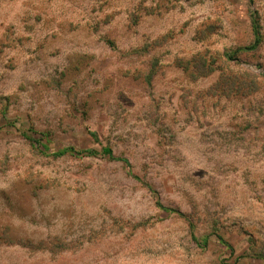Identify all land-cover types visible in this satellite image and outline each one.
I'll list each match as a JSON object with an SVG mask.
<instances>
[{"label":"rangeland","instance_id":"1","mask_svg":"<svg viewBox=\"0 0 264 264\" xmlns=\"http://www.w3.org/2000/svg\"><path fill=\"white\" fill-rule=\"evenodd\" d=\"M0 264H264V0H0Z\"/></svg>","mask_w":264,"mask_h":264},{"label":"trees","instance_id":"2","mask_svg":"<svg viewBox=\"0 0 264 264\" xmlns=\"http://www.w3.org/2000/svg\"><path fill=\"white\" fill-rule=\"evenodd\" d=\"M255 35H257V31L256 30H255ZM258 44H259V38L257 36L256 39H255V42H254V44H253V46L251 48H255ZM27 139L30 140L29 138H27ZM31 142H33V141H31ZM33 143L37 144L36 142H33ZM66 152H72V149H70V148L69 149H64L62 154L66 153ZM103 153L105 155H108L110 159H112V160L114 159V157L111 155L112 153H111V151L109 149H103ZM164 210H167V209H164Z\"/></svg>","mask_w":264,"mask_h":264}]
</instances>
